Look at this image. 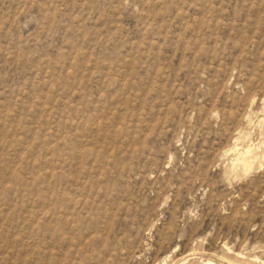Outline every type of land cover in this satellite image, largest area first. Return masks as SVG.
<instances>
[{"label": "rangeland", "instance_id": "rangeland-1", "mask_svg": "<svg viewBox=\"0 0 264 264\" xmlns=\"http://www.w3.org/2000/svg\"><path fill=\"white\" fill-rule=\"evenodd\" d=\"M210 261L264 264V0H0V264Z\"/></svg>", "mask_w": 264, "mask_h": 264}, {"label": "bare ground", "instance_id": "bare-ground-1", "mask_svg": "<svg viewBox=\"0 0 264 264\" xmlns=\"http://www.w3.org/2000/svg\"><path fill=\"white\" fill-rule=\"evenodd\" d=\"M253 146H254V144H253ZM253 146H252V148H253ZM252 148H250V147L247 148L246 147V149L243 148L244 149L243 151L241 150V151H238L237 154H234L235 155V159H233V163H234V167L233 168H237V167L240 168L241 167V169H244L245 172L246 171H251L259 162H261L260 161L261 158L259 157L260 155H258V152H257L258 150L256 151V149H252ZM261 149L262 148H260V150ZM236 152H237V150L235 151V153ZM261 157H263V156H261ZM261 164H262V162H261ZM246 174H247V172H246ZM207 264H212V263L210 261V262H207Z\"/></svg>", "mask_w": 264, "mask_h": 264}]
</instances>
